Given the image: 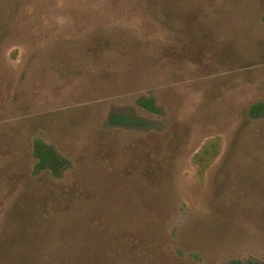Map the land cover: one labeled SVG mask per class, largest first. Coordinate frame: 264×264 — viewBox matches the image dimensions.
Returning <instances> with one entry per match:
<instances>
[{
	"label": "rangeland",
	"instance_id": "rangeland-1",
	"mask_svg": "<svg viewBox=\"0 0 264 264\" xmlns=\"http://www.w3.org/2000/svg\"><path fill=\"white\" fill-rule=\"evenodd\" d=\"M257 102L264 0H0V264H264Z\"/></svg>",
	"mask_w": 264,
	"mask_h": 264
},
{
	"label": "trees",
	"instance_id": "trees-1",
	"mask_svg": "<svg viewBox=\"0 0 264 264\" xmlns=\"http://www.w3.org/2000/svg\"><path fill=\"white\" fill-rule=\"evenodd\" d=\"M141 104L149 111L156 112L157 108L154 106L151 100H143ZM249 113L252 117L258 118L264 116V102H257L253 104ZM111 122L114 124L125 126H143L146 121L142 118L132 117L122 114H114L111 118ZM33 157L35 161L34 170L36 173L49 172L58 176L63 173L67 168V160L58 153L54 147L41 140H36L34 143ZM227 264H250L249 262L242 261L240 259H232Z\"/></svg>",
	"mask_w": 264,
	"mask_h": 264
}]
</instances>
